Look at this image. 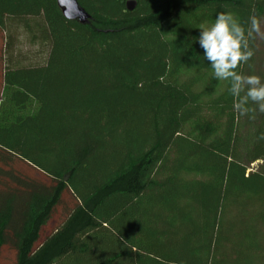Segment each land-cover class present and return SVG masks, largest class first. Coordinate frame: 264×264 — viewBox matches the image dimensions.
Returning a JSON list of instances; mask_svg holds the SVG:
<instances>
[{
    "label": "trees",
    "instance_id": "obj_1",
    "mask_svg": "<svg viewBox=\"0 0 264 264\" xmlns=\"http://www.w3.org/2000/svg\"><path fill=\"white\" fill-rule=\"evenodd\" d=\"M77 1L86 23L68 21L57 0H0V260L8 251L15 264H222L231 237L249 251L238 256L264 252L257 228L234 232L240 218L229 238L223 231L232 203L264 202V175L247 174L264 161V113L243 163L240 120L252 119L234 111L229 82L215 79L196 40L221 11L260 24L264 0ZM20 26L46 49L44 63L20 66ZM190 71L207 79L203 90L180 81ZM15 160L47 182L18 174ZM256 215L264 221V209Z\"/></svg>",
    "mask_w": 264,
    "mask_h": 264
},
{
    "label": "rangeland",
    "instance_id": "obj_2",
    "mask_svg": "<svg viewBox=\"0 0 264 264\" xmlns=\"http://www.w3.org/2000/svg\"><path fill=\"white\" fill-rule=\"evenodd\" d=\"M259 33H256V47H255V57L252 62H250L247 66L246 75H257L261 78L262 82H264V18L261 20V23L259 24ZM15 37V44H14V50L15 55L19 56L22 55L25 58V61H21L19 57L17 58L18 61L21 62L20 66H28V65H40L44 63V60L46 58V49L44 46H41L39 42H32L31 37L27 34L25 28L23 26L18 27V29L15 30L14 33ZM5 38L6 34L2 29H0V82H1V76L2 72L5 69V59H4V46H5ZM195 79L199 80L198 89L203 90L205 83L207 79H205L202 74H198L197 72L190 71L188 73H185L181 77V82H188L193 81ZM1 85H0V99H1ZM209 100V98L207 97ZM252 107L256 109L255 112V119L251 120V122L244 118L240 120V124L242 127V136H243V145H242V151H241V159L244 162H246V155L245 151L247 146L249 145V142L252 143V135L253 132L257 129L261 122V115L262 113L259 112L258 106L255 104H252ZM4 108V109H3ZM37 109V106L35 103L32 104V106L27 109L26 113L33 114ZM3 112H6V114L17 113L15 110H11L8 105L2 106ZM190 127L187 126L186 132L190 131ZM250 143V144H251ZM13 167L15 168V171L20 174L23 177H27L28 179L37 180V181H43L47 182V178L40 172L36 171L32 167L28 166L26 163L15 160ZM258 172L262 175H264V161L258 162L254 165L250 166L249 171H247V174L250 172ZM187 179L189 181H195V180H206L208 181V178H205L204 176H197V175H188ZM66 199L68 201V204L70 205L71 209L75 206L76 201L73 195H67ZM264 209V202H256L252 200L251 205L248 206V208H242L238 203H232L228 213L225 218V227H224V235L226 238H229L232 223H237L235 225V231L239 232L241 230L242 234H244V231L246 228L249 227V229L255 230L257 228V232L259 237H261L263 241V249H264V221H257L255 216L256 212L259 211V209ZM66 215V211H63L62 209L58 212V220L54 223V226H59L62 221H64V217ZM246 219V220H244ZM256 219V220H255ZM248 226V227H247ZM252 234H255L253 232ZM237 238L231 237L228 241L227 239L222 240V252L220 256H224L222 260V264H244L243 260L254 262V264H264V252L260 251L258 249H254L250 251L249 255L247 253H244L243 255H240V252H249L247 248H242L240 246L239 242L236 241ZM238 240V239H237ZM240 242H243V237L239 238ZM175 243H173V247H175ZM239 252V254H237ZM243 256V257H242ZM15 255L12 252H5L2 255V258L0 260V264H15ZM222 262V261H221Z\"/></svg>",
    "mask_w": 264,
    "mask_h": 264
},
{
    "label": "clouds",
    "instance_id": "obj_3",
    "mask_svg": "<svg viewBox=\"0 0 264 264\" xmlns=\"http://www.w3.org/2000/svg\"><path fill=\"white\" fill-rule=\"evenodd\" d=\"M199 30L196 40L203 58L215 79L229 82L234 111L254 120L256 109L249 105H257L259 112L264 113V82L257 75H244L237 69L255 55L250 42L260 31L257 18L250 16L246 28L232 12L221 11L210 26L201 25ZM257 139L264 140V132Z\"/></svg>",
    "mask_w": 264,
    "mask_h": 264
},
{
    "label": "water",
    "instance_id": "obj_4",
    "mask_svg": "<svg viewBox=\"0 0 264 264\" xmlns=\"http://www.w3.org/2000/svg\"><path fill=\"white\" fill-rule=\"evenodd\" d=\"M57 4L63 16L68 21H80L81 23H86L89 19V15L79 6L77 0H57ZM127 6L129 9H133L135 3L129 2Z\"/></svg>",
    "mask_w": 264,
    "mask_h": 264
}]
</instances>
